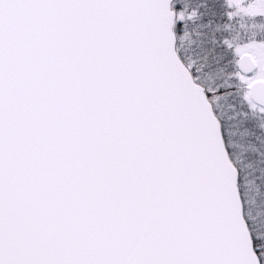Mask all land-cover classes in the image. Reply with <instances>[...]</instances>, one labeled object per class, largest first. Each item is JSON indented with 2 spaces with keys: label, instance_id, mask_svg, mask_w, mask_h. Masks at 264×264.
<instances>
[{
  "label": "snow or ice",
  "instance_id": "obj_1",
  "mask_svg": "<svg viewBox=\"0 0 264 264\" xmlns=\"http://www.w3.org/2000/svg\"><path fill=\"white\" fill-rule=\"evenodd\" d=\"M0 264H264V0H0Z\"/></svg>",
  "mask_w": 264,
  "mask_h": 264
}]
</instances>
